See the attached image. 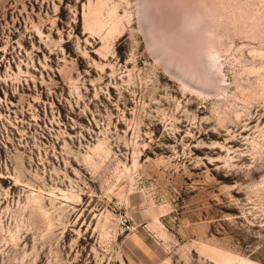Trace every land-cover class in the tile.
Returning <instances> with one entry per match:
<instances>
[{"label": "rangeland", "instance_id": "1", "mask_svg": "<svg viewBox=\"0 0 264 264\" xmlns=\"http://www.w3.org/2000/svg\"><path fill=\"white\" fill-rule=\"evenodd\" d=\"M0 264H264V0H0Z\"/></svg>", "mask_w": 264, "mask_h": 264}]
</instances>
